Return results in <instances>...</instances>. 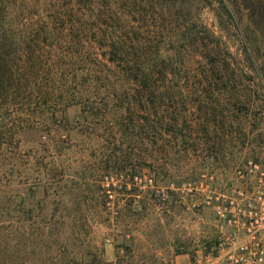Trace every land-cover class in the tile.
I'll return each instance as SVG.
<instances>
[{
  "label": "rangeland",
  "instance_id": "obj_1",
  "mask_svg": "<svg viewBox=\"0 0 264 264\" xmlns=\"http://www.w3.org/2000/svg\"><path fill=\"white\" fill-rule=\"evenodd\" d=\"M4 1L9 19L30 30L57 4ZM219 2L115 0L145 37L166 42L193 21L233 54L231 84L204 79L207 60L188 58V117L170 135L120 127L121 113L86 116L66 98L49 106L64 119L56 138L34 124L5 142L15 112L0 111V264H190L247 238L218 215L231 202L262 212L264 228V0H224L231 16Z\"/></svg>",
  "mask_w": 264,
  "mask_h": 264
},
{
  "label": "trees",
  "instance_id": "obj_2",
  "mask_svg": "<svg viewBox=\"0 0 264 264\" xmlns=\"http://www.w3.org/2000/svg\"><path fill=\"white\" fill-rule=\"evenodd\" d=\"M219 1L231 16L224 0ZM9 16V5L0 0V111L15 112V124L4 125L5 142L34 124L49 126L55 137L64 119L49 106L53 99L59 103L66 98L70 104H84L86 116L121 113L120 127L139 126L149 138L170 135L188 117L190 95L183 93L188 58L207 60L210 67H204L203 78L208 81L237 80L230 74L235 72L230 49L222 52L221 37L193 21L181 35L164 42L158 35L145 37L141 27L131 25L116 9L115 0H57L49 23L32 30L18 27ZM43 34L47 38L40 41ZM47 49L49 57L43 54ZM247 58L252 60L250 54ZM210 69L214 77L207 74ZM181 97L184 109L179 106ZM109 100L115 103L113 108Z\"/></svg>",
  "mask_w": 264,
  "mask_h": 264
},
{
  "label": "built area",
  "instance_id": "obj_3",
  "mask_svg": "<svg viewBox=\"0 0 264 264\" xmlns=\"http://www.w3.org/2000/svg\"><path fill=\"white\" fill-rule=\"evenodd\" d=\"M230 204L217 206L218 215L230 225L247 230V238L228 245L221 243L216 251L200 255L190 264H264V228L257 229L262 212L250 210L247 215L234 202Z\"/></svg>",
  "mask_w": 264,
  "mask_h": 264
}]
</instances>
